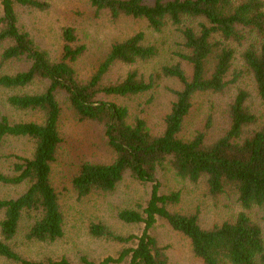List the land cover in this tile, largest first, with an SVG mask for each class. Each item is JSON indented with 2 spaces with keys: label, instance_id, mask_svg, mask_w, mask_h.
Wrapping results in <instances>:
<instances>
[{
  "label": "trees",
  "instance_id": "16d2710c",
  "mask_svg": "<svg viewBox=\"0 0 264 264\" xmlns=\"http://www.w3.org/2000/svg\"><path fill=\"white\" fill-rule=\"evenodd\" d=\"M97 11L113 18L145 20L154 31L173 27L182 39L178 61L163 64L146 74L136 65L158 54L154 44L139 31L112 44L105 60L87 80L77 76L73 63L85 46L78 41L75 26L62 29V54L52 58L20 22L21 13L50 7L47 0H1L0 64L13 60L27 66L15 73L0 75V87L26 88L37 81L46 83L41 92L10 95L8 102L18 110L39 113L41 121H11L0 116V145L7 138H26L33 143L31 155L11 153L7 172L0 170V184L26 185L16 196H0V257L14 264H172L166 247L151 233L158 219L188 237L192 251L204 264H264L263 225L249 210L264 212V120L249 104L251 91L236 86L229 103L230 123L223 134L209 138L206 130L191 137L182 131L198 93H221L246 77L254 81L264 105V0H89ZM116 63L132 65L126 76L103 83L104 75ZM186 67L190 68L189 73ZM163 78H173L179 88L164 117L159 133L142 117L130 119L128 106L102 98L129 97L154 88ZM81 119L103 125L107 142L115 152L112 162H83L72 176V187L80 196L111 192L129 174L152 184L143 210L122 209L126 223H144L138 235L117 234L109 225L93 223L91 233L118 241L124 246L117 256L102 260L81 256L73 262L66 255L40 258L16 249L23 229L24 242H55L64 236V216L59 193L52 182L53 164L62 142L59 95ZM173 170L181 179L197 182L205 178L217 195L231 190L242 210L233 220L205 228L198 212L181 213L170 207L180 200V191L160 193L159 170Z\"/></svg>",
  "mask_w": 264,
  "mask_h": 264
},
{
  "label": "rangeland",
  "instance_id": "374dc122",
  "mask_svg": "<svg viewBox=\"0 0 264 264\" xmlns=\"http://www.w3.org/2000/svg\"><path fill=\"white\" fill-rule=\"evenodd\" d=\"M50 7L45 10L32 9L21 13L20 22L36 42L47 50L52 58L62 54L63 40L61 32L65 26H75L78 41L85 46L83 54L73 65L77 76L82 80L90 78L105 60L112 44L143 31L145 41L158 48V54L145 63L136 65L142 72L149 74L163 64L178 61L177 53L182 48V39L175 29L167 26L157 32L149 27L145 20L131 17L113 18L106 10L97 11L89 0H47ZM151 2L153 0H146ZM0 0V15L2 14ZM27 66L25 61L13 60L0 64V75L15 73ZM132 65L116 63L104 75L103 83H112L123 79ZM189 73L190 68L186 67ZM46 83L37 81L26 88L10 89L0 87V116L6 115L11 121H41L39 113L18 110L8 102V97L16 93L41 92ZM236 86H244L251 91L249 101L252 110L264 120V105L261 102L254 81L246 77L239 84L221 93H198L193 106L186 117L183 135L191 137L200 130H206L209 138L223 134L230 123L229 103L236 92ZM179 88V82L173 78L159 80L154 88L129 97L103 96L106 100L128 106L130 119L142 117L154 133L164 127V117L175 99L172 89ZM62 106L60 132L62 142L57 160L53 164L52 182L59 193L61 210L64 216V236L47 243L24 242L23 229L19 232L16 249L31 257L66 255L73 262H79L81 256L102 260L107 256H117L124 244L113 239L95 236L91 233L93 223L109 225L117 234L128 236L140 234L144 223H126L118 213L122 209L143 210L150 199L152 184L138 181L126 174L111 192H94L87 196L78 195L72 187V176L85 161L109 163L115 158V152L109 146L103 125L81 117L60 94ZM33 143L26 138H7L0 145V170L7 172L13 158L5 155L17 153L31 155ZM159 191L170 193L180 191V200L169 208L181 213L198 212L200 224L211 227L227 220H233L242 210L237 196L231 191L217 195L210 192L205 178L197 182L178 178L173 170L165 167L159 170ZM26 185L9 186L0 184V196L13 197L21 193ZM250 215L263 225L264 212L259 207L249 210ZM2 214L0 213V219ZM151 233L160 244L166 247V253L172 264H204L192 251L191 243L184 234L173 229L163 219H158ZM0 264H14L0 257Z\"/></svg>",
  "mask_w": 264,
  "mask_h": 264
}]
</instances>
